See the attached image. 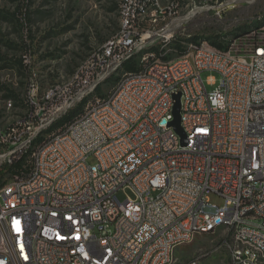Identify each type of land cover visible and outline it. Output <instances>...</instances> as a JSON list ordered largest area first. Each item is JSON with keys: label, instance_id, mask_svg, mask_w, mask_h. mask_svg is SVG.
Instances as JSON below:
<instances>
[{"label": "built area", "instance_id": "built-area-1", "mask_svg": "<svg viewBox=\"0 0 264 264\" xmlns=\"http://www.w3.org/2000/svg\"><path fill=\"white\" fill-rule=\"evenodd\" d=\"M116 2L118 14L127 7L118 31L0 132L1 166L23 157L28 140L101 77L118 76L75 124L46 134L0 187V264H174L172 239L218 231L212 255L224 257L186 264H264V30L227 49L203 43L166 59L164 40L180 31L179 1L145 0L144 9L137 0ZM146 42H160V52L139 59L138 70L112 72ZM205 70L218 81L205 82ZM178 93L187 144L171 125ZM122 188L134 197L119 200ZM211 193L223 205L211 204Z\"/></svg>", "mask_w": 264, "mask_h": 264}, {"label": "rangeland", "instance_id": "rangeland-1", "mask_svg": "<svg viewBox=\"0 0 264 264\" xmlns=\"http://www.w3.org/2000/svg\"><path fill=\"white\" fill-rule=\"evenodd\" d=\"M173 1H179L180 31L175 40L166 43V59L181 55L179 44L184 52L190 43L202 40H222L227 44L240 39L234 37L235 33L264 20V0H162V3L168 5ZM119 24L116 0H0V132L20 121L30 108L38 107L53 85L67 79L92 47L118 31ZM193 36H198L197 41L189 40ZM155 44L144 45L135 57L159 53V43ZM114 75L100 83L99 92L97 86L77 100V105L86 100L82 111L91 99L112 91L118 83ZM212 75L217 82L218 73L208 70L201 73L205 82ZM216 86L207 83L208 90ZM37 137L22 148V156L26 153L31 156L41 144L36 143ZM4 150L0 143V154ZM87 161L95 163L94 156H88ZM11 174L15 173L6 172L3 182H9ZM116 196L123 201L127 196L133 198L134 193L122 188ZM209 200L217 206L224 203V198L216 193H211ZM219 236L220 231L199 234L192 242L179 246L174 264H186L200 256L204 262L220 261L224 251L212 255Z\"/></svg>", "mask_w": 264, "mask_h": 264}, {"label": "trees", "instance_id": "trees-1", "mask_svg": "<svg viewBox=\"0 0 264 264\" xmlns=\"http://www.w3.org/2000/svg\"><path fill=\"white\" fill-rule=\"evenodd\" d=\"M264 25V20L260 25L257 26H253L248 30H243L240 33H235L234 37H241L242 35L248 33L250 30L262 26ZM198 36H193L191 38H189V40L192 41H197ZM212 45L218 47V48H228V43L226 44L225 42H223L222 40H210L209 41ZM178 49L180 50L181 54L184 53V50L182 49V45H178L177 46ZM140 57H132L130 58L128 61L125 62V64L123 65V70L125 71H135L139 69V61ZM113 78H115L116 80L118 79V76H114ZM100 90V86L97 88V92H99ZM86 100H84L83 102L79 103L76 107H74L71 111H69L66 115L58 118L57 120L53 121L51 123V126H49L46 130L43 131V133H41L37 139L36 142H39L41 140L44 139L46 134H50L53 131L58 130L59 128H61L62 126H64V124L68 121H70L72 118H74L75 115L79 114L80 112H82L83 110V106L85 104ZM27 156V153L25 155H23V157L20 158H15L14 161L12 163H4L0 166V187L4 184V180H3V175L8 172H12V173H17L20 172L22 164L25 162V159Z\"/></svg>", "mask_w": 264, "mask_h": 264}, {"label": "bare ground", "instance_id": "bare-ground-1", "mask_svg": "<svg viewBox=\"0 0 264 264\" xmlns=\"http://www.w3.org/2000/svg\"><path fill=\"white\" fill-rule=\"evenodd\" d=\"M145 8V0H137V9H144ZM125 15H127V7L126 6H119V18H120V24H124L125 23ZM264 30V26L262 28H259L257 30H251V31H261V30ZM250 31V32H251ZM250 32L244 34L243 36L241 37H244L249 35ZM240 37V38H241ZM236 40V39H235ZM170 40H164V48H165V45L167 42H169ZM155 43H159L158 45V48H159V52H160V42H146L144 44H138L133 50H131V55H125V60H117L115 62L112 63V72H121L123 70V65L125 64L126 61H128L130 58L132 57H135V55L138 53V51L144 46H151V45H156ZM206 44V45H212L209 41L207 40H202L198 43L195 42L194 43H190L189 46H196V45H200V44ZM150 49V48H149ZM156 49V48H155ZM152 53V52H151ZM114 74H109V76H103L101 77L100 79V83L107 80L108 78H110L111 76H113ZM115 76V75H114ZM97 86H93L92 87V90H88L86 91V93H83L82 95H89V93H91L92 91H94V89L96 88ZM98 88V87H97ZM94 94V93H93ZM97 96V95H96ZM87 98V97H86ZM100 97H96L94 98L93 100L91 99L90 103L87 105L86 109L84 111H88V108L91 106V104L93 103H96L97 100H99ZM88 101V100H87ZM88 103V102H87ZM86 103V104H87ZM84 109V108H83ZM82 113L79 114V115H76L75 117H81ZM75 117L72 118L70 121L66 122L65 124H75ZM60 118V117H58ZM56 118V120L58 119ZM55 121V119H53ZM53 122V121H52ZM51 122V123H52ZM36 138V136L33 137V140ZM33 140H28V144H31L33 142ZM37 143V142H36ZM41 143V142H40ZM39 143V144H40ZM33 145V144H32ZM41 145V144H40ZM39 145V146H40ZM29 146V145H28ZM27 146V147H28ZM36 146V145H35ZM26 148V147H25ZM30 149V147H29ZM36 150V148H35ZM26 151V150H25ZM24 152V151H23ZM34 153V151H33ZM11 182V180L9 181ZM187 243H190V242H184V240L182 239H172L171 240V247H174V248H178L179 246L181 245H184V244H187Z\"/></svg>", "mask_w": 264, "mask_h": 264}, {"label": "water", "instance_id": "water-1", "mask_svg": "<svg viewBox=\"0 0 264 264\" xmlns=\"http://www.w3.org/2000/svg\"><path fill=\"white\" fill-rule=\"evenodd\" d=\"M175 104L173 108L174 120L171 122V125L177 131L182 139L183 144H187L186 133L181 126L180 111H181V94L178 93L175 95Z\"/></svg>", "mask_w": 264, "mask_h": 264}]
</instances>
